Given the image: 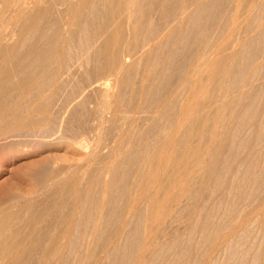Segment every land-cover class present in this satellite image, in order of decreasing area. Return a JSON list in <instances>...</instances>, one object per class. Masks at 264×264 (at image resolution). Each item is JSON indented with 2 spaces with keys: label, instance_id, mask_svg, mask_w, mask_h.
<instances>
[{
  "label": "rangeland",
  "instance_id": "obj_1",
  "mask_svg": "<svg viewBox=\"0 0 264 264\" xmlns=\"http://www.w3.org/2000/svg\"><path fill=\"white\" fill-rule=\"evenodd\" d=\"M15 1L17 3L20 0H6V11L0 16V25H2L0 28L6 26V23H10L11 25L7 24V27L9 26L8 29L11 30L12 28V30L17 34L15 35L17 40L14 42H9L7 40L5 41L2 39L0 40V87H3V89L0 90V132L8 129L10 126H12V124L19 121L20 123L22 122L24 126L21 129L22 131H15V134L11 132L13 134L12 135L10 133L12 135L11 137L9 135L7 136L9 138H0V264H117L120 262L123 264H154L155 261H152L153 257H155L154 259L157 260L156 264H166L168 259L169 260L167 261V264H175L176 260V264L180 262V264H213L214 261H218V264H222L223 262H225L223 264H227V262H229V257H227L228 255L225 249L226 246H224V240L227 241L228 239L227 243H230V241H232L230 238L233 237L234 242L237 238L236 236L239 235L238 232L243 231V229L240 228H246V224L249 226V224L252 222H254V225H256V229L253 231L251 230V236L250 233L247 232L250 239H247L246 248L248 246H252L250 244H253V238L260 231V234L258 233L259 235H257V238H259L256 239L257 242L254 244L256 247L253 248L252 246V252L247 251L248 253H245L246 255H244V260L242 261H245V259L248 258V263L243 262V264H251V260H254L253 255L255 254L257 258L255 264H264V239H262V233L264 232V154H262L261 157L259 155V149H264V147L257 139V130L254 128V132L251 133L250 129L244 131L243 129L246 128L248 122H241L240 120L241 115H244V119L248 120L249 116L251 117L250 111L252 108L249 107V104H251V99L254 101V107H258V105L262 102L264 103V97H262V95H264L262 91L264 90L261 88L264 85V29L259 27L252 28L254 25L249 22L251 20V22H253L254 17H257L260 14L261 11L259 12V4L261 5L262 3L264 6V0H232V4L230 0H220L217 3L218 5L216 4V6L213 7V10L207 12L209 15L212 13L210 18H207L208 14L206 17L204 16L205 14L199 17V25L198 23L197 25H193L192 23L189 24L190 22L187 21V18H189L188 16L190 15L189 12L193 13L197 7L196 6L193 9L195 6L194 3L196 4L198 2L193 0L192 2L191 0H174L175 3L173 0H112L113 4L111 0H105V2L104 0H99L98 3L97 0H90V3L89 0H84V2L82 0H73L74 2H72V0H56L57 3H55V0H51V2H48V0H39L42 3L37 1L38 4H33L30 9L20 11L19 7L16 8L14 6L16 4ZM132 1L134 2L132 3ZM68 2L71 3L69 4ZM199 2L201 4L202 0ZM78 3L80 4V7L78 6ZM122 3L124 5H122ZM129 3L131 5L130 8L133 9L132 11L128 9ZM189 3L192 4L190 5ZM12 4L14 5L12 6ZM68 4L69 9L67 8ZM97 4H100L99 6H102V8L105 9L103 10ZM181 4L183 6H181ZM221 4L224 5L221 6ZM262 5L260 8L263 7ZM114 6L116 9L113 8ZM173 6L176 7L173 8ZM179 6H188L186 10L187 12L185 11L188 13V16H186L187 14L185 12L182 13V20H179L178 22V20H173V16L180 13ZM220 6L223 7V9H221ZM233 6H236L235 9ZM52 8H55L56 10ZM93 8L99 9L94 11L97 15L91 12ZM217 8L220 11H217ZM31 9H34V12L36 11V13H34ZM250 9L257 11L254 12L252 10L251 12ZM52 10H54L53 13H51ZM57 10L61 14L58 15L57 13L58 18L55 19ZM221 10L222 12L225 10L226 11L222 14ZM235 10L236 13H234ZM92 13L95 14L94 18H92L94 16ZM226 13L229 15L228 17ZM255 13H257V15ZM68 14H70V16ZM230 14L234 15L231 17ZM254 14L256 16H254ZM86 15L89 16L86 19L90 20L87 21L85 19ZM234 16H236L234 18L235 20H232L231 18ZM60 17L62 18L59 19ZM69 17L70 19L75 18V22L73 21L74 24L71 29L72 31L66 35L67 33L65 32L64 23L67 20L66 18ZM98 17L100 20L97 19ZM11 18L13 19L12 23ZM202 18H205L207 21L204 19L202 20ZM7 19L10 21L7 22ZM31 19L34 22H32ZM50 19L55 20H53V24H51L52 20L50 22ZM81 19L83 20L82 22H84L82 24L80 23ZM247 20L248 23L246 22ZM85 21H91L92 23L90 22V25V23H85ZM210 21L211 23L209 24ZM167 22H169V28L164 29V26ZM187 22H189L188 25ZM204 22H207L209 25H205ZM78 23L86 26L83 27L79 24L81 27L78 29ZM181 23L183 24L181 25ZM200 23H202L204 26L202 24L200 25ZM55 24H58L57 27H54ZM219 25L221 27L217 28ZM248 25L250 27H248ZM93 26H95V29ZM102 26L105 27V29H102ZM197 26L200 27V29ZM173 27L176 28L173 29ZM201 27L203 29H201ZM231 27L234 29H231ZM51 28L53 31H51ZM183 28L184 30H182ZM245 28H249L250 32ZM47 29L48 31H46ZM166 29L170 31V34H168L169 36H166V38H163L165 39L164 41L161 40L160 42L155 36L158 37L161 31L166 33ZM83 30H85V34ZM190 30H192V34L190 33ZM43 31H45V33ZM76 31L79 32L81 38L89 39L91 43L90 53L93 56L91 57L93 60L90 59L91 61H89V65L86 64V61H79L78 63H76L77 61H72L75 62V66H78L77 69L74 66V63L70 62L69 59L70 57L77 58L78 55L82 54L81 52V54H78L77 51H82L83 46L81 47V50L80 48L78 49L77 46L79 47V45H84L85 47L88 43L84 42L85 40L82 39V44L80 42L81 40H79L81 38H79L80 36H78L79 34L77 35L78 32ZM193 31L195 34L196 32L197 34L200 33L198 38H201L202 36L204 37L201 39L199 38L198 41L200 43L195 41L194 45L191 44L192 40H194L193 37L192 40L189 38H186L187 41L183 39L187 34L188 37H190V34L193 35ZM29 32H31L33 35L34 32L36 33V35H34V39L30 38L33 35ZM47 32L48 35L45 36ZM101 32L104 33V35L102 38H99L98 36L101 34ZM149 32L152 34H150V36H153L152 40L150 43H148L149 45L147 44L144 46L142 43L146 39ZM28 33L30 35H28ZM235 33H240L238 34L239 40H237L238 35ZM82 34H84L85 37H83ZM245 34H247V36ZM251 35L254 37V40L256 39L255 37L257 35L259 38L256 39L257 41L253 40L252 42ZM104 36L109 43L107 41H103ZM249 36L251 37V40L249 39ZM27 38H29L30 41H28ZM72 38L77 40V43H75ZM181 38L184 40V42H181ZM32 39L33 41H31ZM202 39L203 42H201ZM258 39L263 42H260L259 40L260 44H258ZM57 41L59 42V45H57ZM206 42L210 43L209 45L203 47L204 43ZM34 43L35 45L33 47ZM68 43L70 44L69 47H71L74 43L75 46L73 45L72 48L74 47L73 49H77L71 50L76 53V56L74 53H69L70 49L68 47ZM250 43H252V45L255 44L257 48L253 45L255 48L254 49ZM114 44L115 46H112ZM186 44L188 45V48ZM181 45L182 48L184 47L183 49L180 47ZM21 46H23V48ZM104 46H106L107 49ZM214 46L215 48H213ZM49 48L52 50L50 51L52 52V56L50 55V57H53L51 58V62L38 61L39 63L33 62V64H31V60L37 57L40 49L49 50ZM169 48L171 49L170 51ZM178 48L180 50H178ZM66 49L68 51L67 53ZM141 49L147 54L144 52L142 53ZM27 50H29V52ZM92 50L93 52H91ZM202 50L205 51L202 52ZM84 51L86 50H83L82 52ZM167 51H169V53ZM190 51L191 55H189ZM94 52L96 54H94ZM105 52L107 54H105ZM214 52H216V54L217 52L219 53L217 55L215 54L213 59L210 60L211 62L213 61V63L216 61L215 63L217 64L214 65L215 63H212L215 68H217H213L214 71L216 70L215 75L212 73L214 75L213 77L212 74H210L212 70L211 66L213 65H208V67L210 66L209 70L211 69L210 72L207 71L206 67V72H208L206 74L204 71L205 69H202L204 67L203 65L205 64H203V62H206L203 61V59H209L207 57L210 54L214 55ZM125 53L128 55L132 54L134 56L129 57L132 59L131 61L127 62L130 67L127 70L125 69L123 73L118 76V82L120 83H118V85H116L117 88H114V90L111 92L112 95L110 94L111 97L109 96V99L104 96V92L102 93V90L98 89L95 83L88 86L90 84V80H88V78H92L93 75L94 79L92 78V81L99 77H104L108 79L111 78L112 82L115 74V64L121 62L122 56H124ZM173 53H176V55ZM180 53L182 54L180 55ZM65 54H67V57ZM143 54L144 57H142ZM255 54L258 55L257 59L256 56L253 57ZM31 55L34 56L32 57ZM61 55L65 57L60 59V57L62 58ZM135 55L138 57H135ZM112 56L114 57L112 58ZM198 56L200 57V60H198ZM259 56L260 58H258ZM29 57L32 58L28 59ZM139 58L141 60H139ZM247 58L250 60L249 62H247ZM23 59L27 60L25 61ZM201 60L203 62L200 66L202 67L199 66ZM52 61H54V63L58 61L62 64L57 63L56 65V63L54 64ZM65 61L68 66L65 64ZM101 61L102 63L100 65ZM257 61H260V63ZM81 62H83L82 64L85 66V68L87 67L86 70H84V68L83 70L81 69L79 64ZM219 62L221 67L218 65ZM246 62L247 68L243 67ZM250 62L253 63V66ZM34 63L37 64L34 65ZM41 63H43L44 66H42L43 64ZM182 63H185V65L187 64L185 68L181 67V65H184ZM248 63H250L252 69L250 66L248 67ZM32 65L34 67L36 66L38 70H36V68H34ZM65 65L66 67L64 69ZM29 66H32L31 69ZM95 66L98 67L100 73ZM198 66L202 68L201 70L204 72V74L200 68H198ZM56 67H58V70ZM67 67H69V69ZM88 67L90 69L94 67V69L88 70ZM241 68L243 71L246 68V75L241 71ZM49 69H51L52 72L56 70L54 73H50L51 71L48 72V74H52L53 77L52 75L49 76L47 74ZM194 69H197L196 73L194 72ZM20 70L22 71L20 72ZM253 70H256V73ZM34 71L37 72L36 75ZM65 71L68 72L65 73ZM87 71L88 73H86ZM175 71H178L179 73H177L179 75L176 74ZM251 71L255 73V75H253ZM7 72L10 73L8 74ZM84 72L85 75L90 74L91 72L93 75L90 74V77H88V75L86 77ZM250 72L255 77V80H253L254 77L250 74ZM25 73L28 74L27 77L29 79L26 78L24 81L23 76ZM242 73L244 75H242ZM45 74L48 75L47 79ZM199 74L203 75L202 78H206L205 80L207 81H204V79L201 81L202 79ZM6 75L8 77H6ZM43 75L45 76L41 79ZM195 75H199L198 80H196L197 77ZM33 76L37 78L35 79ZM194 76L196 77L195 79ZM32 78L34 79L32 80ZM186 78L188 82H186ZM209 78L214 79H211V82ZM191 79L192 81L189 82ZM20 80L21 82L18 83ZM193 80L195 83H193ZM241 80L246 81L241 82ZM208 81L211 83V88H208L210 84ZM10 82H13L14 84ZM37 82H42L45 85H43L42 90L39 92L36 88ZM258 82H260L262 86ZM48 83L50 88L48 87ZM83 83L87 84L85 86L89 87H87L84 91H82V87L84 85ZM205 83L209 84L206 86ZM241 83H243V86ZM245 83H247V85ZM257 83L260 85L259 89L261 88L262 90L260 93H257L260 95L259 97H256L257 95L254 91H252V93L251 91L247 92L249 89L257 87ZM111 84H113V82ZM237 84H240L241 86H238ZM11 85L12 87H10ZM245 85L247 88H249H245ZM250 85L252 86L250 87ZM179 86L181 87L179 88ZM255 89L256 92L259 90L258 87ZM24 91L25 96H23ZM95 91H97L100 95H98L97 92L95 94ZM37 92L39 94H35ZM182 92L183 97L180 96V94L182 95ZM185 92H189V94H186ZM184 93L186 94V97L184 96ZM197 93H200V96L196 95ZM53 94L55 95L54 98H52ZM29 95H31V98L33 95H35V97L32 100H29ZM252 95L254 97H252ZM197 96L199 98H197ZM49 97H51V99H47ZM179 97L180 99L178 101ZM188 98H190L192 101ZM41 99L43 101L45 99L47 105L38 111V107H35L37 106L36 101ZM182 99L185 101V104L180 105V101H182ZM194 100L197 101L194 102ZM67 101H69L70 104ZM82 101L85 106L82 104ZM98 101H100L101 105L103 103V105L108 106L106 107V109L108 108L105 113L106 117H112L113 119L115 116L112 121L110 120L111 118H107L110 121L107 119L104 120L106 122H103L104 125L102 124L103 126H101V128H98V120L95 121L98 119L97 115H99V110H101L103 106H101ZM107 101L108 105L106 103ZM29 102L34 103L35 105H32ZM51 102L53 104H50ZM192 102H194V104ZM24 103L27 105H24ZM65 103H67V108L63 109L62 106L66 105ZM199 103L204 104L202 106V104L200 105ZM209 103L211 104L209 105ZM68 104L70 107H68ZM97 105H100V109ZM27 106L29 108H27ZM198 106L200 108H198ZM262 106L259 105L258 114L264 113V106ZM91 108L93 109V114ZM95 109L97 110V113H95ZM169 109L171 110L170 112ZM84 110L85 112L83 113ZM116 111L119 112L117 115ZM175 111H179L178 115L180 116H178ZM35 112L39 114H35ZM61 113L63 114L65 121L62 120L63 117L61 116ZM55 114H57V119L60 120L55 119ZM174 114L178 117H176ZM185 115L191 117L189 118ZM207 115H209V117H207ZM32 117L34 119H31ZM71 117H75L73 118L74 120ZM77 118H81V120H78ZM176 118L179 119L177 120ZM183 119H185V122ZM175 120L179 123H176ZM93 121L94 123H92ZM57 122H61V124L63 123L64 126L63 124H56ZM79 122H81V125ZM239 122L241 123L239 131L242 129L243 132L240 131L242 134H239L240 137H236V140L239 139L236 141L233 139L235 136L234 133L236 132L235 129L238 128ZM71 124H73V127ZM55 125L57 127H55ZM48 126L54 127L56 132H51V130L54 129L52 127V129L48 130L50 128ZM102 127L104 128L102 129ZM42 129L43 131H40ZM100 129L101 131L103 130V132H100ZM35 132L41 133L36 134ZM80 132H83L84 135ZM34 133L35 136L32 135ZM245 133L252 135L248 136V139L245 136ZM97 136H100V139L102 138L101 141ZM255 136H257V138ZM243 138H247L245 145L240 147L241 149L238 148L240 152H238V150L234 151V149L239 147V142ZM98 140L100 141V145L98 144ZM96 145L99 146L98 149ZM242 149H244V151ZM93 151L97 154L95 155ZM234 152H237V154ZM92 153L94 156H92ZM262 153H264V150H262ZM234 154L237 156H234ZM233 156L237 161L234 160ZM247 157H251L250 159H255L254 171L258 173L257 176L255 175L256 173L254 174V177H257L256 185L253 187L251 186V183L255 182L252 176V178L248 177L244 179V181H246L243 182L244 184L247 183L246 186L244 184H242L243 186L239 185L240 187H244L243 190L247 189L245 190L246 192L241 194L242 191L239 190L240 188L233 192L230 191L231 193L227 192L230 190L229 186L232 184L231 180L233 181V174H235L238 168V163L245 161L246 165L250 161L247 159ZM224 162L225 164L229 162L226 164V166L228 164L231 166L229 167L231 170H228L230 173L227 171L225 172L227 168L226 166H223L225 165ZM219 165L221 166L219 167ZM222 167L226 169L221 170L223 169ZM105 170H107L108 173H106ZM222 171L225 174H230L229 178L228 175H224ZM106 174H108L107 178H105ZM219 176L220 179L222 178V180H220L222 183L221 185L220 183H217L219 182ZM163 178L164 182L162 181ZM239 180L240 179H238V181ZM150 181L152 184L154 183L153 186ZM238 181H236V183H238ZM248 182L251 183L249 184ZM224 183H226V185ZM236 183L234 182V184ZM155 184L158 186L160 185V187ZM219 186L223 189H221ZM224 186L229 189L227 190ZM220 197L223 199V201ZM147 198L150 201H148ZM145 202L146 204L150 202V205H146ZM240 203L241 205L243 203V205H239ZM235 205L236 208L238 207L237 210H235L239 213L240 211L243 212L240 206L242 209H244L245 212L242 214L240 213L241 217H239V213L237 214L236 211L231 209L233 207L235 208ZM145 208L148 209V211L149 209L150 211L153 209L154 212L152 211L151 213L149 211L151 214L146 216L148 211ZM210 209L214 211L213 214L220 213L221 215L216 214L214 217L215 214L212 215V213L209 211ZM143 210H146L147 213H143ZM141 212L144 214L143 216H145V218L140 216L142 215ZM230 212H235L232 213V216L235 220H233V222L231 221L233 218L232 216L231 218H228L231 215ZM258 212L261 214L259 217ZM109 213L112 215L110 216ZM153 213L154 215H152ZM223 213H225V215ZM227 214H229L228 217H226ZM134 216L137 218L134 219ZM149 216L155 217V220H153V217L151 218L152 220L148 219L150 218ZM139 218L143 220V224ZM136 219L137 221L139 220V224L137 223ZM229 219L230 221H227ZM258 219H261V221ZM207 220H211V222H209L210 224L207 222ZM222 220L223 223L220 224ZM255 220H258V223ZM247 221L250 223H246ZM261 222H263V224ZM88 223H90L89 226L91 225V227L88 226ZM205 223L207 224L205 225ZM130 224L135 226H130ZM93 225L95 228H93ZM258 225H261L260 228ZM136 226L138 227L137 231L142 232L141 234L137 233L136 231L137 235H134V229ZM146 227L149 228L147 229ZM217 229L218 232L215 234L214 230L216 231ZM220 229L222 231H220ZM92 230L96 233V235H93V233L91 236L89 235ZM85 231L87 233H85ZM219 231L221 233H219ZM129 234H131V236ZM125 236L130 240H125ZM90 239H92L93 243ZM134 239V244L131 243V246L134 245V249H132V247H129L130 249L126 248L127 254H130H128L126 257V249H124V246ZM115 245L116 248H114ZM258 245L259 249L257 250ZM162 246L166 247L163 248ZM119 247L121 250L123 249V254ZM161 248L163 249V252H161ZM223 248L225 252L222 251ZM166 249H168L167 252L169 255L166 253L168 256L165 255ZM182 251L184 253V258L182 256ZM122 255H125V257L123 258ZM222 257H224L225 260L224 258L222 259ZM177 258L180 259V261H178ZM219 259H221V261H219ZM214 264L217 263L214 262ZM228 264H232V261H230Z\"/></svg>",
  "mask_w": 264,
  "mask_h": 264
},
{
  "label": "bare ground",
  "instance_id": "obj_2",
  "mask_svg": "<svg viewBox=\"0 0 264 264\" xmlns=\"http://www.w3.org/2000/svg\"><path fill=\"white\" fill-rule=\"evenodd\" d=\"M37 1H39V0H20V1H18L17 3H16V1H15L16 4H15V5L12 4V6L14 5L16 8L19 7V11H20V10H25V9H30V8L33 6V4H38ZM52 1H53V0H52ZM55 1H56V0H55ZM63 1H67V0H63ZM82 1L84 2V0H82ZM92 1H93V0H92ZM95 1H96V0H95ZM98 1H99V0H97V3H98ZM101 1H103V0H101ZM130 1H131V0H130ZM134 1H135V0H134ZM134 1H132V3H133ZM193 1H195V2L198 1V2H199V1H201V0H193ZM219 1H220V0H204V1L202 0L201 4H200V2H199V4H198V2L196 3V4H198V5H196V4L193 2L194 5H195V6L193 7V9L197 6L196 9L194 10V12H195L196 14H195V13L192 11V9H191V11H192L193 13H190V12H189V14H190L189 16H188V13H186V12H187L186 10H187V7H188V6H187V7L184 6L185 8L179 6V7H180V8H179V9H180V13L174 15V16H173V20H178V22H179V20H182V17H181V16H182V13H184V12L186 11V12H185V13L187 14L186 16L189 17V18H187V19H188L187 21L190 22V23L187 22V25H188V23H189V24L192 23L193 25H197V23H198V21H199V17H200L201 15H204V14H205L204 16L206 17V15L208 14V17H207V18H210V17H211L210 15H211L212 13H210V15H209V13H207V12L210 11V10H213V7H215L216 4H217ZM230 1H231V4H232L233 1H232V0H230ZM239 1H240V0H239ZM5 2H6V0H0V16L2 15L3 12L6 11V3H5ZM39 2H41V1H39ZM43 2H44V1H43ZM48 2H51V0H50V1L48 0ZM72 2H74V1L72 0ZM86 2H87V1H86ZM104 2H105V0H104ZM104 2H103V3H104ZM111 2H112V0H111ZM117 2H119V1H117ZM137 2H138V1H137ZM173 2H174V0H173ZM176 2H177V1H176ZM188 2H189V1H188ZM191 2H192V0H191ZM221 2H223V1H221ZM224 2H225V1H224ZM261 2H262V1H261ZM261 2H260V3H261ZM41 3H42V2H41ZM55 3H57V1H56ZM55 3H54V4H55ZM68 3L70 4L71 2H68ZM89 3H90V0H89ZM99 3H100V2H99ZM119 3H120V2H119ZM119 3H117V4H119ZM132 3H131V4H132ZM174 3H175V2H174ZM174 3H173V4H174ZM178 3H179V2H178ZM178 3H177V5H178ZM229 3H230V2H229ZM59 4H60V3H59ZM69 4H68L67 8L69 7ZM93 4H94V3H93ZM101 4H102V2H101ZM104 4H105V3H104ZM112 4H113V2H112ZM135 4H136V3H135ZM186 4H187V3H186ZM189 4L191 5L192 3H189ZM241 4H242V2H241ZM252 4H253V3H252ZM257 4H258V2H257ZM263 4H264V3H263ZM16 5H17V6H16ZM39 5H40V4H39ZM55 5H56V4H55ZM65 5H66V4H65ZM97 5H98V4H97ZM99 5H100V4H99ZM99 5H98V6H99ZM122 5H124V4L122 3ZM170 5H172V4H170ZM174 5H176V4H174ZM217 5H218V4H217ZM219 5H220V4H219ZM223 5H224V4H223ZM223 5L221 4V6H223ZM229 5H230V4H229ZM236 5H237V4H236ZM261 5H262V3H261ZM261 5L259 4V12L261 11L260 14H259L257 17H254L253 22H251L252 20L249 21L250 23H252V24L254 25L252 28H258V27H259V28H263V29H264V6L262 5L263 7L260 8ZM47 6H48V5H47ZM78 6L80 7V4H79V3H78ZM81 6H82V4H81ZM87 6H88V5H87ZM95 6H96V5H95ZM126 6H127V5H126ZM130 6H131V5H130V3H129L128 9H129L130 11H132L133 9L130 8ZM132 6H134V5H132ZM181 6H183V5L181 4ZM221 6H220V7H221ZM250 6H251V5H250ZM253 6H254V5H253ZM15 7H14V8H15ZM41 7H42V4H41ZM45 7H46V6H45ZM62 7H63V6H62ZM62 7H61V8H62ZM72 7H73V6H72ZM99 7L102 8V6H99ZM104 7H105V5H104ZM117 7H118V5H117ZM136 7H137V6H136ZM169 7H170V6H169ZM174 7H176V6H173V8H174ZM220 7H218V8H220ZM227 7H228V6H227ZM235 7H236V6H235ZM235 7L233 6L234 9H235ZM254 7H256V6H254ZM58 8H59V7H58ZM58 8H57V9H58ZM61 8H60V9H61ZM67 8H66V9H67ZM113 8L116 9L115 6H114ZM173 8H172V9H173ZM218 8H217V11H220ZM225 8H226V7H225ZM225 8H224V9H225ZM256 8H257V7H256ZM52 9H55V8H52ZM68 9H69V8H68ZM71 9H72V8H71ZM89 9H90V8H89ZM96 9H97V8H96ZM96 9L93 8L91 12L95 13L94 11H96ZM102 9H103V8H102ZM104 9H105V8H104ZM104 9H103V10H104ZM221 9H223V7H221ZM234 9H233V10H234ZM253 9H255V8H253ZM253 9H252V10H253ZM17 10H18V9H17ZM31 10L34 12V9H31ZM55 10H56V9H55ZM58 10H59V9H58ZM58 10H57V12H56V14H55V17H56L55 19L58 18V15H59V14H61V13H59L60 10H59V11H58ZM61 10H62V9H61ZM97 10H99V9H97ZM107 10H108V9H107ZM129 10H128V11H129ZM162 10H163V9H162ZM250 10H251V9H250ZM252 10H251V12H252ZM15 11H16V10H15ZM40 11H41V10H40ZM44 11H45V10H44ZM71 11H72V10H71ZM80 11H81V10H80ZM225 11H226V10H225ZM225 11H223V12H225ZM253 11H254V10H253ZM256 11H257V10H256ZM256 11H254V12H256ZM22 12H23V11H22ZM45 12H46V11H45ZM53 12H54V10L51 11V13H53ZM69 12H70V11H69ZM105 12H107V11H105ZM178 12H179V11H178ZM223 12H222V10H221V13H222V14H223ZM254 12H253V13H254ZM259 12H257V13H259ZM7 13H9V12H7ZM13 13H14V12H13ZM34 13H36V11H35ZM57 13H58V15H57ZM65 13H66V12H65ZM93 13H92V15H94V16H93L92 18H94V17H95V14H96V13H95V14H93ZM97 13H100V12H97ZM107 13H108V12H107ZM126 13H127V12H126ZM131 13H132V12H131ZM176 13H177V12H176ZM234 13H236V10H235ZM257 13H255V14L257 15ZM48 14H49V13H48ZM85 14H86V12H85ZM226 14H227V13H226ZM255 14H254V16H256ZM26 15H27V14H26ZM56 15H57V16H56ZM68 15L70 16V14H68ZM96 15H97V14H96ZM126 15H127V14H126ZM128 15H129V14H128ZM184 15H185V14H184ZM230 15H231V17H232L234 14H230ZM5 16H6V15H5ZM11 16H12V15H11ZM28 16H29V13H28ZM48 16H49V15H48ZM51 16H52V15H51ZM74 16H76V15H74ZM98 16H99V14H98ZM129 16H130V15H129ZM129 16H128V19H129ZM135 16H136V15H135ZM224 16H225V15H224ZM228 16H229V15L227 14V17H228ZM238 16H239V15H238ZM247 16H248V15H247ZM3 17H4V15H3ZM88 17H89V16L86 15V16H85V19L88 18ZM167 17H168V14H167ZM225 17H226V16H225ZM231 17H229V18H231ZM235 17H236V16H234V17L231 18V19H232V20H235V19H234ZM244 17H246V16H244ZM250 17H251V16H250ZM5 18H6V17H5ZM5 18H4V19H5ZM44 18H45V17H44ZM49 18H50V17H49ZM61 18H62V17H60L59 19H61ZM72 18H73V17H72ZM100 18H101V17H100ZM137 18H138V17H137ZM9 19H10V18H9ZM11 19H12V18H11ZM63 19H64V18H63ZM66 19H67V20H66V22L64 23V24H65L64 28H65V32L67 33L66 35H68V33H70V31H72L71 29H72V26H73V24H74V22H75V21H74L75 18H74V19H70V17H69V18H66ZM76 19H77V18H76ZM78 19H79V18H78ZM85 19H84V20H85ZM97 19H99V17H98ZM130 19H131V18H130ZM134 19H135V18H134ZM138 19H139V18H138ZM170 19H171V18H170ZM203 19L206 20L205 18H202V20H203ZM236 19H237V18H236ZM1 20H2V19H1ZM7 20H8V19H7ZM17 20H18V19H17ZM51 20H52V22H51ZM53 20H54V19H50L51 24H53V22L55 21V20H54V21H53ZM86 20H87V19H86ZM88 20H90V19H88ZM88 20H87V21H88ZM91 20H92V19H91ZM94 20H95V19H94ZM94 20H93V21H94ZM99 20H100V19H99ZM213 20H214V19H213ZM244 20H245V19H244ZM248 20H249V19H248ZM248 20L246 21L247 23H248ZM2 21H3V20H2ZM2 21H1V22H2ZM9 21H10V20H8L7 22H9ZM31 21H32V19H31ZM37 21H38V20H37ZM46 21H47V20H46ZM46 21H45V23H46ZM61 21H62V20H61ZM61 21H60V22H61ZM63 21H64V20H63ZM73 21H74V22H73ZM78 21H79V20H78ZM78 21H77V22H78ZM82 21H83V20L81 19V22H80L81 24L84 23V22H82ZM108 21H109V20H108ZM139 21H140V20H139ZM166 21H167V20H166ZM171 21H172V20H171ZM185 21H186V20H185ZM206 21H207V20H206ZM211 21H212V20H211ZM211 21L209 22V24L211 23ZM229 21H231V20H229ZM12 22H13V19H12L11 23H12ZM16 22H17V21H16ZM32 22H34V21H32ZM32 22H30V23H32ZM41 22H42V20H41ZM90 22H91V21H89V22H86V21H85V23H90ZM100 22H101V21H100ZM126 22H127V20H126ZM131 22H132V20H131ZM163 22H164V21H163ZM175 22H177V21H175ZM178 22H177V23H178ZM181 22H182V21H181ZM201 22H202V21H201ZM231 22H232V21H231ZM246 22H245V23H246ZM80 23H78V26H77V24H76V26H77L78 29H79L81 26H83V25H81ZM91 23H92V22H91ZM91 23H90V25H91ZM95 23H96V22H95ZM98 23H99V21H98ZM127 23H128V22H127ZM133 23H134V22H133ZM239 23H240V22H239ZM239 23H238V24H239ZM245 23H244V24H245ZM247 23H246V24H247ZM7 24H10V23H6V26H3V28H0V40L2 39V40H5V41L7 40V41H9V42H14L15 40H17V39H16L17 37L15 36V35H17V34H16V32H14V31L12 30V28H11V30L8 29L9 26L7 27ZM13 24H14V23H13ZM17 24H18V23H17ZM42 24H43V23H42ZM61 24H62V23H61ZM79 24H80L81 26H79ZM161 24H162V22H161ZM182 24H183V23H181V25H182ZM201 24H202V23H200V25H201ZM204 24L206 25L207 22H206V23L204 22ZM209 24H207V25H209ZM219 24H220V23H219ZM246 24H245V25H246ZM10 25H11V24H10ZM57 25H58V24H57ZM57 25L55 24L54 27H57ZM90 25H89V26H90ZM96 25H97V24H96ZM175 25H176V24H175ZM198 25H199V23H198ZM202 25H203V24H202ZM220 25H221V24H220ZM220 25H219V27L217 26V28H220V27H221ZM223 25H224V23H223ZM249 25H250V24H249ZM249 25H248V27H250ZM0 26H2V25H0ZM85 26H86V25H85ZM85 26H83V27H85ZM126 26H127V25H126ZM138 26H139V25H138ZM168 26H169V22H167V23L165 24L164 29H165V28L168 29V28H169ZM203 26H204V25H203ZM203 26H202V27H203ZM235 26H236V25H235ZM243 26H244V25H243ZM246 26H247V25H246ZM246 26H245V27H246ZM18 27H19V26H18ZM54 27H52V28H54ZM93 27H94V29H95V26H93ZM93 27H92V28H93ZM99 27H100V26H99ZM127 27H128V26H127ZM132 27H133V26H132ZM148 27H149V26H148ZM177 27H178V26H177ZM197 27H198V26H197ZM202 27H201V29H203ZM207 27H208V26H207ZM52 28H51V31H53ZM103 28L105 29V27L102 26V29H103ZM175 28H176V27H175ZM175 28L173 27V29H175ZM198 28L200 29V27H198ZM205 28H206V27H205ZM40 29H41V28H40ZM42 29H43V28H42ZM44 29H45V28H44ZM98 29H100V28H98ZM155 29H156V28H155ZM167 29H166V30H167ZM170 29H171V28H170ZM231 29H234V28L231 27ZM238 29H239V28H238ZM245 29H246V28H245ZM19 30H20V29H19ZM73 30H75V29H73ZM142 30H143V29H142ZM156 30H157V29H156ZM182 30H184V28H183ZM194 30H196V29H194ZM241 30H242V29H241ZM241 30H239V31H241ZM246 30L250 32L249 28H247ZM35 31H36V29H35ZM41 31H42V30H41ZM46 31H48V29H47ZM49 31H50V30H49ZM54 31H55V30H54ZM80 31H82V30H80ZM83 31H84V34H85V30H83ZM93 31H94V30H93ZM98 31H100V30H98ZM104 31H105V30H104ZM131 31H132V30H131ZM180 31H181V29H180ZM188 31H189V29H188ZM190 31H191L190 33L192 34V30H190ZM196 31H197V30H196ZM43 32L45 33V31H43ZM43 32H41V33H43ZM76 32H78V31H76ZM86 32H88V31H86ZM89 32H90V31H89ZM128 32H129V30H128ZM134 32H135V31H134ZM169 32H170V31L167 30V32H166L167 34H166L164 31H163V32L161 31V33H160V31H159V33H160L159 36H158V37L155 36V37L158 38L160 42H161V40L164 41L165 39H163V38H166V36H169V35H168V34H170ZM178 32H179V31H178ZM183 32H184V31H183ZM186 32H187V31H186ZM186 32H185V33H186ZM20 33H21V32H20ZM29 33H31V32H29ZM29 33H28V35H30ZM36 33H37V31H36ZM36 33L34 32V35H36ZM63 33H64V32H63ZM63 33H62V34H63ZM72 33H74V32H72ZM81 33H82V32H81ZM129 33H130V32H129ZM131 33H132V32H131ZM176 33H177V32H176ZM181 33H182V32H181ZM188 33H189V32H188ZM190 33H189V34H190ZM198 33H199V32H198ZM236 33H237V32H236ZM236 33H235V34H236ZM240 33H241V32H240ZM240 33H238V34H240ZM242 33H243V32H242ZM261 33H262V30H261ZM31 34H32V33H31ZM51 34H52V33H51ZM78 34H79V32L77 33V35H78ZM84 34H82L83 37H85ZM134 34H135V33H134ZM141 34H142V33H141ZM150 34H151L150 32L148 33V35L146 34L147 37L145 36L146 39L144 40V42H143L144 44L142 43V45L145 46V45H147L148 43H150V41L152 40V37H153V36H150ZM177 34H179V33H177ZM191 34H190V37H188V34L185 35L183 39L186 40V38H189L190 40H192V39L194 38V40H192V43H191V44L194 45V44H195V43H194L195 41L199 42L198 40H199L200 37L198 38V36H200V33L197 34V32H196V34H195L194 31H193V35H191ZM194 34H195L196 36H195ZM238 34H236V35H238ZM28 35H27V36H28ZM32 35H33V34H32ZM34 35H33L32 37H30V38H33V39H34V38H35ZM39 35H40V33H39ZM47 35H48V32H47V34H46L45 36H47ZM75 35H76V34H75ZM92 35H93V34H92ZM103 35H104V33L101 32V34H100L98 37H99V38H100V37L102 38ZM143 35H144V34H143ZM151 35H152V34H151ZM180 35H182V34H180ZM245 35L247 36V34H245ZM252 35H253V34H252ZM252 35H251V37H252ZM42 36H44V35H42ZM78 36H80L79 38H81V35H80V34H79ZM90 36H91V34H90ZM90 36H88V37H90ZM234 36H235V35H234ZM254 36H255V34H254ZM260 36H261V35H260ZM262 36H263V35H262ZM39 37H40V36H39ZM75 37L78 38L77 36H75ZM175 37H176V36H175ZM192 37H193V38H192ZM202 37H203V36H202ZM202 37H201V38H202ZM235 37H236V36H235ZM235 37H234V38H235ZM237 37H238L237 40H239V35H238ZM251 37L249 36V39H250ZM263 37H264V36H263ZM62 38H63V36H62ZM76 38H75V39H76ZM92 38H94V37H92ZM99 38H98V39H99ZM132 38H133V37H132ZM138 38H141V37H138ZM143 38H144V37H143ZM143 38H142V39H143ZM178 38H179V37H178ZM196 38H198V39L195 40ZM201 38H200V39H201ZM203 38H204V37H203ZM244 38H246V37H244ZM255 38L257 39V38H259V36L257 35ZM260 38H261V37H260ZM27 39H28V41H30L29 38H27ZM33 39H32L31 41H33ZM49 39H50V38H49ZM57 39H58V38H57ZM69 39H70V37H69ZM82 39H83V38L79 39V40H81L80 42H81L82 44H83V42H82L83 40H85L84 42L88 43L87 46H85L86 49H85L84 45H81V46L79 45V47L77 46V48H78V49L80 48V50H81V47L83 46V47H82L83 50H86V51H84V52H82L83 50H82V51H77L78 54H79L80 52H81L82 54H81V53H80L81 55H78V54H77V55H78L77 58L74 57V58H76V59H74L73 57H70L69 61H70V62H72V61H77L76 63H78L79 61H86V62H87L86 64L89 65V61H91L90 59H92L91 57H93V56L91 55V53H90V50H91V43H90V41H89L88 38H84L83 40H82ZM94 39H95V38H94ZM181 39H182V38H181ZM181 39H180V40H181ZM183 39H182V40H183ZM246 39H247V38H246ZM256 39L254 40V37H252V40H251V39H250V40L253 42V40H254V41H257ZM40 40H41V39H40ZM72 40L75 41V43H77V42H76L77 40H74L73 38H72ZM173 40H174V39H173ZM182 40H181V42H184V40H183V41H182ZM235 40H236V39H235ZM235 40H234V41H235ZM237 40H236V41H237ZM259 40H260V39H258V44H260V43H259ZM263 40H264V39H263ZM60 41H61V40H60ZM69 41H71V40H69ZM91 41H92V40H91ZM97 41H98V40H97ZM100 41H101V40H100ZM103 41H104V42L107 41V39H106L105 36H104V40H103ZM142 41H143V40H142ZM163 41H162V42H163ZM168 41H169V39H168ZM186 41H187V40H186ZM208 41H210V40H208ZM232 41H233V40H232ZM236 41H235V42H236ZM0 42H1V41H0ZM24 42H25V40H24ZM51 42H52V41H51ZM57 42H58V41H57ZM63 42H65V41H63ZM107 42H108V41H107ZM140 42H141V41H140ZM166 42H167V41H166ZM188 42H189V41H188ZM188 42H187V43H188ZM201 42H203V39H202ZM235 42H234V44H235ZM260 42H263V41L260 40ZM29 43H30V42H29ZM35 43H36V42H35ZM35 43L33 44V47H34ZM92 43H93V42H92ZM95 43H97V42H95ZM100 43H102V42H100ZM100 43H99V44H100ZM108 43H109V42H108ZM116 43H117V42H116ZM168 43H169V42H168ZM168 43H165V44H168ZM199 43H200V42H199ZM206 43H207V44H206ZM206 43H204L203 47L209 45L210 42H206ZM215 43H216V42H215ZM232 43H233V42H232ZM236 43H237V42H236ZM254 43H256V42H254ZM9 44H10V43H9ZM63 44H64V43H63ZM78 44H79V43H78ZM93 44H94V43H93ZM179 44H180V43H179ZM182 44H183V43H182ZM205 44H206V45H205ZM230 44H231V43H230ZM250 44L252 45V43H250ZM38 45H39V44H38ZM49 45H50V44H49ZM54 45H55V44H54ZM54 45H53V46H54ZM57 45H59V42H58ZM64 45H65V44H64ZM69 45H70V44L68 43V47H69ZM71 45H72V43H71ZM73 45H74V43H73ZM73 45H72V46H73ZM101 45H102V44H101ZM148 45H149V44H148ZM150 45H151V44H150ZM177 45H178V44H177ZM236 45H237V44H236ZM253 45H254V47L256 46L255 44H253ZM253 45H252V47H253ZM0 46H1V44H0ZM14 46H15V45H14ZM17 46H18V45H17ZM23 46H24V45H23ZM23 46H21V47L23 48ZM72 46L69 47V49H70L69 53H74V51H72V50L77 49V48L73 49L74 47L72 48ZM74 46H75V45H74ZM112 46H115V44L112 45ZM156 46H157V45H156ZM183 46H184V45H183ZM186 46H187V48H188V45H187V44H186ZM215 46H216V44H215ZM215 46H214L213 48H215ZM231 46H233V45H231ZM234 46H235V45H234ZM260 46H261V45H260ZM6 47H7V46H6ZM29 47H30V46H29ZM33 47H31V48H33ZM55 47H56V46H55ZM92 47H93V46H92ZM97 47H98V46H97ZM102 47H103V46H102ZM104 47L106 48V46H104ZM141 47H142V46H141ZM151 47H152V46H151ZM170 47H172V46H170ZM180 47L182 48V45H181ZM217 47H219V46H217ZM217 47H216V48H217ZM250 47H251V46H250ZM252 47H251V48H252ZM254 47H253V48H254ZM4 48H5V47H4ZM17 48H18V47H17ZM26 48H27V47H26ZM93 48H95V47H93ZM116 48H117V47H116ZM143 48H144V47H143ZM183 48H184V47H183ZM183 48H182V49H183ZM206 48H207V47H206ZM221 48H222V47H221ZM233 48H234V47H233ZM233 48H232V49H233ZM251 48H250V49H251ZM256 48H257V46H256ZM1 49H2V48H1ZM14 49H15V48H14ZM27 49H28V48H27ZM56 49H57V48H56ZM71 49H72V50H71ZM99 49H100V48H99ZM106 49H107V48H106ZM139 49H140V48H139ZM145 49H146V48H145ZM173 49H174V48H173ZM182 49H181V50H182ZM190 49H191V48H190ZM254 49H255V48H254ZM259 49H260V48H259ZM5 50H7V49H5ZM16 50H17V49H16ZM32 50H33V49H32ZM64 50H65V49H64ZM113 50H114V48H113ZM113 50H112V51H113ZM141 50H142V49H141ZM150 50H151V49H150ZM170 50H171V49L169 48V51H170ZM178 50H180V49L178 48ZM188 50H189V49H188ZM218 50H219V49H218ZM240 50H241V49H240ZM9 51H10V50H9ZM23 51H24V50H23ZM27 51L29 52V50H27ZM50 51H52L50 48H49V50H46V49H40V52L37 54V57H36L35 59L31 60V64H33V62H37V63H39L40 61H50V62H51V58H53V57H50V55L52 56V52H50ZM53 51H54V50H53ZM71 51H72V52H71ZM95 51H96V49H95ZM123 51H124V50H123ZM169 51H167V52L169 53ZM185 51H186V47H185ZM185 51H184V52H185ZM193 51H196V50H193ZM203 51H205V50H202V52H203ZM221 51H222V50H221ZM10 52H11V51H10ZM30 52H31V51H30ZM67 52H68V51H67V49H66V53H67ZM91 52H93V50H92ZM141 52H142V53H143V52L145 53L144 50H142ZM150 52H151V51H150ZM172 52H173V51H172ZM177 52H178V51H177ZM206 52H207V51H206ZM18 53H19V52H18ZM21 53H22V52H21ZM21 53H20V54H21ZM50 53H51V54H50ZM98 53H99V52H98ZM123 53H124V52H123ZM200 53H201V52H200ZM218 53H219V52H217V54H218ZM5 54H7V53H5ZM29 54H30V53H29ZM58 54H59V53H58ZM63 54H64V52H63ZM94 54H96V53L94 52ZM105 54H107V53L105 52ZM105 54H104V56H105ZM136 54H137V53H136ZM145 54H147V53H145ZM148 54H149V53H148ZM173 54L176 55V53H173ZM177 54H178V53H177ZM181 54H182V53H180V55H181ZM194 54H195V52H194ZM215 54H216V52H214V55H211V54H210L209 56L207 55V56H208L207 58H209V59H207V60H206V58H205L206 56L204 57L205 59L201 58V59H203V61H206V62H203V61L201 60V63L199 64V66H200V65L202 64V62H203V64L205 63V64L203 65L205 68H204V67H203V69L200 68V67H202V66H200V67L198 66V68H200V70H201V69H202V70L205 69V70H204V71H205V74L208 73V72H210V70L212 69L211 72H210V74L213 73V74L215 75V71H216V70L214 71L213 68H215L214 65H217V64L215 63L216 61H214L215 64L213 63V61H212V62L210 61L211 59H213V56H215ZM217 54H216V55H217ZM236 54H237V53H236ZM252 54H253V53H252ZM257 54H258V53H257ZM0 55H1V54H0ZM65 55H66V57H67V54H65ZM74 55L76 56V53H74ZM74 55H73V56H74ZM109 55H111V54H109ZM112 55H113V53H112ZM183 55H184V53H183ZM189 55H191V51L189 52ZM229 55H230V54H229ZM263 55H264V54H263ZM263 55H261V56H263ZM23 56H24V55H23ZM31 56H32V55H31ZM33 56H34V55H33ZM33 56H32V57H33ZM61 56H62V55H61ZM68 56H69V54H68ZM96 56H97V55H96ZM98 56H99V55H98ZM132 56H134V55H132V54H129V55H128V54L125 53L124 56H122L121 62H118V63L115 64V69H114V70H115V74H114V77H113V79H112L113 84H111V83H112V82H111V78H110V79H108V78H104V77H103V78H102V77L97 78V75H96V78H97V79H95L94 81H92L91 79L93 78L94 75L92 74V72H91V73L89 72V73H90L91 75H93V76H92V78H91V77L89 76L90 74H87L88 77H90V78H88V80H90V84H89L88 86H90V85H92V84L95 83V85L98 87V89H101V90H102V93L104 92V94H105L104 96H106V97L108 98V97L110 96V94L112 95L111 92L114 90V88H117L116 85H118V83H120V82H118V80H119V79H118V76H119L121 73H123V71H124L125 69L127 70V69L130 67V65L127 64V62L132 60V59L129 58V57H132ZM148 56H149V55H148ZM155 56H156V55H155ZM192 56H193V55H192ZM192 56H191V57H192ZM255 56H256V59H257V56H258V55L255 54L253 57H255ZM1 57H3V56H1ZM5 57H6V56H5ZM32 57H29L28 59H30V58H32ZM58 57H59V56H58ZM64 57H65V56H62V58L60 57V59H63ZM100 57H101V55H100ZM113 57H114V56H112V58H113ZM135 57H138V56L135 55ZM142 57H144V54L142 55ZM167 57H169V56H167ZM195 57H196V56H195ZM229 57H230V56H229ZM25 58H26V57H25ZM55 58H56V57H55ZM155 58H156V57H155ZM155 58H154V59H155ZM169 58H170V57H169ZM188 58H189V57H188ZM219 58H220V57H219ZM226 58H228V57H226ZM240 58H242V57H240ZM249 58H250V57H249ZM258 58H260V56H259ZM100 59H101V58H100ZM102 59H103V57H102ZM134 59H135V58H134ZM192 59H193V58H192ZM242 59H243V58H242ZM244 59H245V58H244ZM23 60H25V59H23ZM26 60H27V59H26ZM26 60H25V61H26ZM92 60H93V59H92ZM139 60H141V59L139 58ZM173 60H174V59H173ZM181 60H182V58H181ZM185 60H186V59H185ZM198 60H200V57H199V56H198ZM5 61H6V60H5ZM38 61H39V62H38ZM55 61H56V60H55ZM63 61H64V60H63ZM67 61H68V60H67ZM112 61H114V60H112ZM168 61H170V60H168ZM176 61H177V60H176ZM193 61H194V60H193ZM249 61H250V60L247 58V62H249ZM106 62H107V61H106ZM187 62H188V61H187ZM217 62H218V61H217ZM220 62H221V61H220ZM220 62L218 63V65H220ZM247 62H246V64H244V65H246V66L243 65V67H246V68H247ZM251 62H252V61H251ZM251 62H250V63H251ZM257 62H258V61H257ZM261 62H262V61H261ZM263 62H264V61H263ZM37 63H34V65L37 64ZM52 63H54V61H52ZM55 63H56V65H57V63H59V62L57 61V62H55ZM55 63H54V64H55ZM60 63H61V62H60ZM60 63H59V64H60ZM72 63H74V66H75V62H72ZM72 63H71V65H72ZM82 63H83V62L79 63L81 69L83 70V68H84V70H86L87 67L85 68V66H84ZM101 63H102V61L100 62V65H101ZM114 63H115V62H114ZM185 63H186V62H185ZM185 63H182V64H184V65H181V64H180L181 67H184V68H185V66L187 65V64L185 65ZM212 63H213L214 65H213ZM241 63H242V62H241ZM250 63H248V64H249L248 67L250 66ZM258 63H260V61H259ZM31 64H30V65H31ZM41 64H43V63H41ZM61 64H62V63H61ZM63 64H64V63H63ZM65 64L67 65L66 61H65ZM81 64H82V66H81ZM168 64H169V63H168ZM189 64H190V62H189ZM195 64H197V63H195ZM210 64L213 65V66H211V69L209 70L210 66L208 67V65H210ZM252 64H253V63H251V65H252ZM261 64H262V63H261ZM1 65H2V64H1ZM66 65L64 66V69H65ZM71 65H70V66H71ZM192 65H193V64H192ZM205 65H206V66H205ZM263 65H264V63H263ZM14 66H15V65H14ZM14 66H12V67H14ZM21 66H22V64H21ZM32 66H33V65H32ZM32 66H29V68L31 69ZM42 66H44V64H43ZM67 66H68V65H67ZM83 66H84V67H83ZM237 66H238V65H237ZM252 66H253V65H252ZM33 67H34V66H33ZM39 67H40V66H39ZM39 67H38V68H39ZM75 67H76V69H77L78 66H75ZM80 67H79V68H80ZM95 67L97 68L98 72L100 73L98 67H97V66H95ZM206 67H207V71H208V72H206ZM216 67H217V66H216ZM218 67H219V66H218ZM220 67H221V65H220ZM243 67H242V68H243ZM258 67H259V66H258ZM262 67H263V66H262ZM19 68H20V66H19ZM19 68H18V69H19ZM29 68H28V69H29ZM34 68H36V66H35ZM57 68H58V67H56V69H57ZM67 68L69 69V67H67ZM73 68H74V67H73ZM96 68H95V69H96ZM176 68H178V67H176ZM242 68H241V71H242L243 73H245V72H246V68H245L244 71H243ZM250 68L252 69L251 66H250ZM54 69H55V68H54ZM89 69H90V68L88 67V70H89ZM91 69H94V67L91 68ZM91 69H90V70H91ZM179 69H180V68H179ZM192 69H193V68H192ZM215 69H217V68H215ZM251 69H250V70H251ZM26 70H27V69H26ZM26 70H25V72H26ZM36 70H38V69L36 68ZM57 70H58V69H57ZM100 70H101V69H100ZM184 70H185V69H184ZM194 70H195V69H194ZM196 70H197V69H196ZM196 70L194 71L195 73H196ZM202 70H201V71H202ZM219 70H220V69H219ZM250 70H249V71H250ZM263 70H264V69H263ZM7 71H8V70H7ZM21 71H22V70H20V72H21ZM43 71H44V70H43ZM49 71H51V69H49V70L47 71V74H48ZM54 71H56V70H54ZM54 71H53V72L51 71L50 73H54ZM68 71H69V70H68ZM68 71H65V73L68 72ZM71 71H72V70H71ZM104 71H105V70H104ZM129 71H130V70H129ZM180 71H181V70H180ZM187 71H189V70H187ZM190 71H191V70H190ZM201 71H200V72H201ZM247 71H248V70H247ZM253 71H255V73H256V70H253ZM76 72H77V71H76ZM93 72H94V70H93ZM175 72H176V74L179 73L178 71H175ZM177 72H178V73H177ZM251 72H252V71H251ZM251 72H250V74H251ZM257 72H259V71H257ZM7 73H8V72H7ZM7 73H6V74H7ZM9 73H10V72H9ZM9 73H8V74H9ZM23 73H24V71H23ZM34 73H35V75H36L37 72L34 71ZM34 73H33V75H34ZM65 73H64V74H65ZM86 73H88V71H87ZM104 73H106V72H104ZM128 73H129V72H128ZM128 73H127V74H128ZM180 73H182V72H180ZM191 73H192V72H191ZM202 73L204 74L203 71H202ZM218 73H219V72H218ZM243 73H242V75H244ZM252 73H253V72H252ZM255 73H253V75H255ZM14 74H15V73H14ZM47 74H45L46 76L43 75V77H41V79L44 78V76H45L46 79H47V77H48V75H49V74H48V75H47ZM69 74H70V73H69ZM213 74H212V76L214 77ZM248 74H249V72H248ZM11 75H12V74H11ZM19 75H20V74H19ZM22 75H24V74H22ZM27 75H28V74L25 73V75L23 76L24 78L21 76V77L24 79V81L26 80V78L29 79V78L27 77ZM30 75H32V74H30ZM35 75H34V76H35ZM51 75H52V74H51ZM51 75H49V76H51ZM71 75H73V74H71ZM84 75H85V72H84ZM87 75H85V76L87 77ZM99 75H100V74H99ZM178 75H179V74H178ZM183 75H184V74H183ZM190 75H191V74H190ZM192 75H193V73H192ZM199 75L201 76V79H202L201 81H203V79H204V78H202L203 75H201V74H199ZM199 75H195V76L197 77L196 80L199 79V77H198ZM207 75H208V74H207ZM218 75H219V74H218ZM245 75H246V73H245ZM251 75H252V74H251ZM253 75H252V76H253ZM261 75H262V74H261ZM34 76H33V77H34ZM105 76H106V75H105ZM180 76H181V75H180ZM188 76H189V75H188ZM188 76H187V77H188ZM195 76H194V79L196 78ZM252 76H251V78H252ZM259 76H260V75H259ZM6 77H8V76L6 75ZM12 77H13V76H12ZM52 77H53V75H52ZM86 77H85V78H86ZM109 77H110V76H109ZM191 77H192V76H191ZM205 77H206V76H205ZM209 77H210V75H209ZM253 77H254V76H253ZM256 77H257V74H256ZM10 78H11V77H10ZM22 78H21V79H22ZM34 78H35V77H34ZM34 78H32V80H33ZM36 78H37V77H36ZM36 78H35V79H36ZM207 78H208V76H207ZM93 79H94V78H93ZM178 79H179V78H178ZM182 79H183V78H182ZM192 79H193V77H192ZM192 79H191L189 82H191ZM205 79H206V78H205ZM205 79H204V81H207V80H205ZM209 79H210V81L212 82L211 79H214V78H209ZM252 79H253V78H252ZM260 79H261V78H260ZM11 80H12V79H11ZM32 80H31V81H32ZM86 80H87V79H86ZM253 80H255V77H254ZM7 81H8V80H7ZM14 81H15V80H14ZM14 81H13V82H14ZM84 81H85V80H84ZM242 81H246V80H241V82H242ZM251 81H252V80H251ZM251 81H250V82H251ZM2 82H3V81H2ZM13 82H10V83L14 84ZM19 82H21V80L18 81V83H19ZM28 82H29V81H28ZM51 82H52V81H51ZM51 82H50V83H51ZM82 82H83V81H82ZM183 82H185V81H183ZM186 82H188V81H187V78H186ZM186 82H185V83H186ZM208 82H209V81H208ZM252 82H254V81H252ZM252 82H251V84H252ZM22 83H23V82H22ZM79 83H80V81H79ZM85 83H88V82H85ZM85 83H83L84 85H83V87H82V91H84V90L88 87V86H85V85H87V84H85ZM185 83H183V84H185ZM193 83H195L194 80H193ZM206 83H207V82H206ZM206 83H205V84H206ZM209 83H210V82H209ZM209 83H208V84H209ZM258 83L261 84L260 82H258ZM258 83H257V87H258V89H259V86H260V85H259ZM8 84H9V83H8ZM179 84H180V83H179ZM188 84H189V83H188ZM208 84H206V86H207ZM241 84H242V86H243V83H241ZM245 84L247 85V83H245ZM248 84H249V83H248ZM253 84H254V83H253ZM43 85H44V83H42V82H41V83L37 82L36 88H37V91H38V92L42 90ZM50 85H51V84H50ZM189 85H190V84H189ZM191 85H192V83H191ZM210 85H211V83L209 84L208 88H209V87L211 88ZM237 85H238V84H237ZM239 85H240V84H239ZM239 85H238V86H239ZM246 85H245V88H247ZM5 86H6V84H5ZM7 86H8V85H7ZM21 86H22V85H21ZM32 86H33V85H32ZM44 86H45V85H44ZM46 86H47V85H46ZM203 86H204V85H203ZM206 86H205V87H206ZM213 86H214V85H213ZM235 86H236V85H235ZM240 86H241V85H240ZM251 86H252V85H250V87H251ZM253 86H254V85H253ZM261 86H262V84H261ZM10 87H12V85H11ZM27 87H28V85H27ZM29 87H30V85H29ZM48 87L50 88L49 83H48ZM48 87H47V88H48ZM93 87H94V86H93ZM93 87H92V88H93ZM180 87H181V86H179V88H180ZM190 87H191V86H190ZM192 87H193V86H192ZM194 87H195V86H194ZM214 87H215V86H214ZM214 87H213V88H214ZM257 87H255V88H257ZM4 88H5V87H4ZM7 88H8V87H7ZM55 88H56V87H55ZM88 88H89V87H88ZM201 88H202V87H201ZM206 88H207V87H206ZM213 88H212V89H213ZM215 88H216V87H215ZM248 88H249V87H248ZM248 88H247V89H248ZM255 88H251V89H249L248 91H247L246 89H244V90H246L247 92H250V91H251V93H252V91H254V92L256 93V95H257L256 97H259L260 95L257 94V93H260V91L264 90V85H263V87H261V88H263L262 90H261V88H260L259 90L257 89L259 92H258V91L256 92V91H255V90H256ZM2 89H3V87H0V90H2ZM76 89H77V88H76ZM80 89H81V87H80ZM90 89H91V87H90ZM98 89H97V90H98ZM175 89H176V88H175ZM203 89H204V88H203ZM212 89H211V90H212ZM252 89H253V90H252ZM30 90H31V89H30ZM30 90H29V91H30ZM56 90H57V88H56ZM77 90H78V89H77ZM91 90H92V89H91ZM93 90H94V89H93ZM116 90H117V89H116ZM120 90H121V89H120ZM190 90H191V89H190ZM190 90H189V91H190ZM209 90H210V89H209ZM213 90H214V89H213ZM218 90H219V89H218ZM82 91H80V92L83 93ZM99 91H100V90H99ZM185 91H186V90H185ZM187 91H188V89H187ZM191 91H192V90H191ZM203 91H204V90H203ZM13 92H14V91H13ZM26 92H28V91H26ZM38 92L35 93V94H39ZM48 92H49V91H48ZM89 92H90V91H89ZM89 92H88V94H89ZM96 92H97V91H95V94H96ZM117 92H118V91H117ZM117 92H116V93H117ZM195 92H196V89H195ZM262 92L264 93V91H262ZM262 92H261V93H262ZM24 93H25V91L23 92V96H25ZM93 93H94V91H93ZM97 93H98V92H97ZM116 93H115V94H116ZM185 93H186V92H185ZM185 93H184V94H185ZM187 93L189 94V92H187ZM187 93H186V94H187ZM251 93H250V94H251ZM255 93H254V96H255ZM263 93H262V94H263ZM20 94H21V92H20ZM26 94H28V93H26ZM47 94H48V93H47ZM186 94L184 95L185 97H186ZM199 94H200V93H197L196 95H199ZM31 95H32V94H31ZM31 95H29V96H30V98H28L29 100H30V99L32 100V99L35 97V95H33L32 98H31ZM40 95H41V94H40ZM45 95H46V94H45ZM98 95H100V94L98 93ZM48 96H49V95H48ZM51 96H52V95H51ZM89 96H90V94H89ZM102 96H103V95H102ZM116 96H117V95H116ZM180 96L183 97V92H182V95L180 94ZM187 96H188V95H187ZM199 96H200V95H199ZM220 96H221V95H220ZM254 96L252 95V97H254ZM26 97H27V96H26ZM54 97H55V95L53 94V97H52V98H54ZM77 97H78V96H77ZM86 97H87V95H86ZM110 97H111V96H110ZM117 97H118V96H117ZM182 97H181V98H182ZM189 97H190V96H189ZM191 97H192V96H191ZM262 97H264V95H262ZM40 98H42V97H40ZM44 98H45V97H44ZM114 98H115V97H114ZM197 98H199V97L197 96ZM216 98H217V97H216ZM23 99H24V98H23ZM42 99H43V98H42ZM42 99H41V100H42ZM47 99H51V97H49V98H47ZM108 99H109V98H108ZM112 99H113V96H112ZM112 99H111V100H112ZM179 99H180V97L178 98V101H179ZM188 99H190V98H188ZM213 99H214V98H213ZM259 99H260V98H259ZM41 100H37V101H36V103H37L36 105H37V106H35V107H36V108L38 107V109H39L38 111H40L41 109H43V107H44L45 105H47V104H46L47 102L45 101V99H44V101L42 100V102H41ZM86 100H87V99H86ZM86 100H85V101H86ZM186 100H187V99H186ZM190 100H191V99H190ZM200 100H201V99H200ZM217 100H218V99H217ZM49 101H50V100H49ZM53 101H54V100H53ZM53 101H52V102H53ZM85 101H84V102H85ZM100 101H101V97H100ZM100 101H98L99 104H100ZM116 101H117V98H116ZM187 101H188V100H187ZM191 101H192V100H191ZM195 101H197V100H194V102H195ZM252 101H253V100L251 99V104H249V107L252 108V110L250 109V110H251V111H250V112H251V117L249 116V120H248V119H244V115H241V116H240V117H241L240 120H241V122H246V121L248 122L246 128L243 129L244 131H247V130L250 129V133H251V132H254V128L257 130L256 132H258V135H257L258 138H257V136H255V137L259 140V143H260L261 145H263V147H264V113H263V114L261 113L262 115H261V114H258V109H259L258 107H259V105L262 106V103H263V102H262L261 104H259L258 107H256V106L254 107V101H253V103H252ZM260 101H261V100H260ZM24 102H25V101H24ZM26 102H27V101H26ZM43 102H44V103H43ZM52 102H51L50 104H53ZM67 102L69 103V101H67ZM102 102H103V101H102ZM102 102H101V103H102ZM172 102H173V100H172ZM174 102H175V101H174ZM184 102H185V101L182 99V101H180V105L185 104ZM194 102H192V103L194 104ZM210 102H211V101H210ZM29 103H30V102H29ZM85 103H86V102H85ZM104 103H105V102H104ZM106 103H107V105H108V101H107ZM109 103L111 104L110 101H109ZM112 103H113V102H112ZM117 103H118V102H117ZM169 103H170V102H169ZM177 103H178V102H177ZM187 103H188V102H187ZM197 103H198V102H197ZM197 103H195V104L198 105ZM216 103H217V102H216ZM255 103H256V102H255ZM259 103H260V102H259ZM30 104L33 105L34 103H30ZM65 104H66V105L62 106L63 109H64V108H67V103H65ZM69 104H70V103H69ZM69 104H68V107H70ZM82 104L84 105L83 101H82ZM172 104H173V103H172ZM199 104H200V103H199ZM201 104H202V103H201ZM201 104H200V105H201ZM203 104H204V103H203ZM203 104H202V106H203ZM210 104H211V103H209V105H210ZM213 104H214V103H213ZM257 104H258V103H257ZM24 105H27V104L24 103ZM34 105H35V104H34ZM100 105H101V104H100ZM100 105H99V106H100ZM102 105H103V103H102ZM102 105H101V106H102ZM116 105H117V104H116ZM255 105H256V104H255ZM84 106H85V105H84ZM97 106H98V105H97ZM99 106H98V107H99ZM191 106H192V105H191ZM191 106H190V107H191ZM252 106H253V107H252ZM263 106H264V103H263ZM263 106H262V107H263ZM1 107H2V106H1ZM30 107H32V106H30ZM103 107H104V108H103ZM106 107H108V106H106V105H103V106H102V109L99 110V115H97V116H98V119L95 120V121L98 120V123H97V124L99 125L98 128H101V126L104 125L103 122H106V121H104V120H106L107 118H109L108 116L106 117V114H105V113H106V110L108 109V108L106 109ZM118 107H120V106H118ZM187 107H188V105H187ZM27 108H29V107L27 106ZM54 108H55V107H54ZM54 108H53V110H54ZM92 108H94V107H92ZM92 108H91V109H92ZM169 108H170V107H169ZM196 108H197V107H196ZM198 108H200V107L198 106ZM25 109H26V107H25ZM96 109H97V107H96ZM96 109H95V113H97V110H98V109H97V110H96ZM99 109H100V107H99ZM192 109H193V108H192ZM263 109H264V108H263ZM48 110H49V109H48ZM175 110H176V109H175ZM180 110H182V109H180ZM188 110H189V108H188ZM62 111H63V110H62ZM80 111H81V110H80ZM80 111H79V112H80ZM170 111H171V110L169 109V112H170ZM172 111H173V110H172ZM208 111H209V110H208ZM73 112H74V111H73ZM75 112H76V111H75ZM84 112H85V110L83 111V113H84ZM116 112H117V113H116V115H117L119 112H118V111H116ZM121 112H122V111H121ZM123 112H124V111H123ZM175 112H176L177 115H178V112H179V111H175ZM182 112H183V111H182ZM182 112H181V114H182ZM211 112H212V111H211ZM211 112H210V113H211ZM40 113H42V112H40ZM59 113H60V112H59ZM76 113H77V112H76ZM183 113H184V112H183ZM188 113H189V112H188ZM190 113H192V112H190ZM32 114H33V113H32ZM35 114H39V113H36V112H35ZM35 114H34V115H35ZM47 114H48V113H47ZM53 114H54V112H53ZM61 114H62V113H61ZM80 114H82V113H80ZM92 114H93V109H92ZM179 114H180V113H179ZM193 114H194V113H193ZM208 114H209V112H208ZM40 115H41V114H40ZM75 115H76V114H75ZM82 115H83V114H82ZM82 115H81V116H82ZM89 115H91V114H89ZM172 115H173V114H172ZM174 115H175V114H174ZM209 115H210V114H209ZM209 115H207V117H209ZM55 116H56V118H55L56 120H60V119H57V114H55ZM61 116L63 117V114H62ZM76 116H77V115H76ZM93 116H94V115H93ZM175 116H176V115H175ZM178 116H180V115H178ZM178 116H176V117H178ZM185 116H188V115H185ZM52 117H53V115H52ZM82 117H83V116H82ZM84 117H85V114H84ZM114 117H115V116H114ZM114 117H113V119H114ZM116 117H117V116H116ZM152 117H153V116H152ZM182 117H183V116H182ZM188 117H189V116H188ZM190 117H191V116H190ZM190 117H189V118H190ZM210 117H211V116H210ZM25 118H26V117H25ZM40 118H41V117H40ZM59 118H60V117H59ZM71 118H72V117H71ZM73 118H75V117H73ZM73 118H72V119H73ZM96 118H97V117H96ZM110 118H111V119H110ZM110 118H109V119L112 121V120H113L112 117H110ZM119 118H120V115H119ZM147 118H148V117H147ZM150 118H151V117H150ZM165 118H166V117H165ZM179 118H180V117H179ZM179 118H176V119L178 120ZM31 119H34V118L32 117ZM49 119H50V118H49ZM72 119H71V120H72ZM77 119H78V118H77ZM86 119H87V118H86ZM86 119H85V120H86ZM90 119H91V118H90ZM109 119H107V120H109ZM117 119H118V118H117ZM173 119H174V118H173ZM205 119H206V118H205ZM207 119H208V118H207ZM16 120H17V119H16ZM26 120H27V119H26ZM39 120H40V119H39ZM62 120H64V117H63ZM69 120H70V118H69ZM69 120H68V121H69ZM73 120H74V119H73ZM78 120H81V118L78 119ZM110 120H109V121H110ZM148 120H150V119H148ZM169 120H170V119H169ZM183 120H184V122H185V119H183ZM183 120H182V122H183ZM45 121H46V119H45ZM64 121H65V120H64ZM175 121H176V120H175ZM43 122H44V121H43ZM55 122H56V121H55ZM85 122H86V121H85ZM87 122H88V121H87ZM180 122H181V121H180ZM182 122H181V123H182ZM24 123H25V122H24ZM26 123H27V121H26ZM74 123H75V122H74ZM79 123H80V125H81V122H79ZM79 123H78V124H79ZM92 123H94V121H93ZM95 123H96V122H95ZM171 123H172V122H171ZM174 123H175V122H174ZM176 123H179V122L176 121ZM181 123H180V125H181ZM46 124H47V122H46ZM56 124H61V122H57ZM62 124H63V123H62ZM62 124H61V125H62ZM78 124H75V125H78ZM82 124H83V123H82ZM85 124H87V123H85ZM102 124H103V125H102ZM257 124H258V125H257ZM34 125H35V124H34ZM34 125H33V126H34ZM51 125H52V124H51ZM66 125H67V124H66ZM66 125H65V126H66ZM71 125H72V127H73V124H71ZM80 125H79V126H80ZM89 125H90V124H89ZM95 125H96V124H95ZM178 125H179V124H178ZM23 126H24L23 123H22V122L20 123V121L14 123V124H12V126H10L8 129L5 128L6 130H3V131L0 132V138H5V137H7V136H9V135H10V137H11V136L13 135L12 133L15 134V131H19V130L22 131L21 129L23 128ZM63 126H64V124H63ZM83 126H84V125H83ZM255 126H257V127H255ZM36 127H37V125H36ZM38 127H39V124H38ZM48 127H50V126H48ZM51 127H52V126H51ZM51 127H50L48 130L54 128V127H52V128H51ZM55 127H57V126L55 125ZM60 127H61V126H60ZM81 127H82V126H81ZM179 127H181V126H179ZM240 127H241V123L239 122L238 128L235 129L236 132L234 133L235 136L233 135V136H234V139H233V140H236V137L239 136V134H242L243 130L241 129L240 131H242V132H240V131H239ZM2 128H3V127H2ZM78 128H79V127H78ZM103 128H104V127H102V129H103ZM3 129H4V128H3ZM61 129H62V128H61ZM71 129H72V128H71ZM167 129H168V128H167ZM167 129H166V130H167ZM173 129H174V128H173ZM52 130H53V131H52ZM52 130H51V132H53V133L56 132V131H55V128L52 129ZM75 130H76V129H75ZM77 130H78V129H77ZM96 130H97V128H96ZM32 131H33V130H32ZM40 131H43V129L40 130ZM80 131H81V130H80ZM98 131H99V129H98ZM11 132H12V133H11ZM29 132H30V131H29ZM74 132H75V131H74ZM74 132H73V133H74ZM77 132H78V131H77ZM100 132H103V130L101 131V129H100ZM239 132H240V133H239ZM10 133H11L12 135H11ZM19 133H20V132H19ZM23 133H24V132H23ZM30 133H31V132H30ZM35 133L37 134V133H39V132H35ZM35 133L32 134V135L35 136ZM40 133H41V132H40ZM40 133H39V134H40ZM53 133H51V134H53ZM80 133L82 134L83 132H80ZM27 134H29V133H27ZM100 134H101V133H100ZM100 134H98V135H100ZM24 135H25V134H24ZM83 135H84V133H83ZM165 135H166V134H165ZM176 135H177V134H176ZM251 135H252V134H247V133H245V136H246L247 138H248V136H251ZM38 136H39V135H38ZM102 136H103V135H102ZM36 137H37V136H36ZM97 137H98V136H97ZM99 137H100V136H99ZM99 137H98V139L101 141L102 138L100 139ZM239 137H240V136H239ZM253 137H254V136H253ZM7 138H9V137H7ZM83 138H84V137H83ZM86 138H87V137H86ZM103 138H104V137H103ZM232 138H233V137H232ZM247 138H245V139L243 138V139L239 142L240 145L238 144L239 147H237L236 149H234V151L238 150V152H240V150H239L238 148L243 147V146L245 145V143L247 142V141H246ZM248 139H249V138H248ZM250 139H251V137H250ZM87 140H88V139H87ZM99 140H98V141H99ZM167 140H168V139H167ZM233 140H232V141H233ZM237 140H239V139H237ZM237 140H236V141H237ZM40 141H41V140H40ZM84 141H85V140H84ZM88 141H89V140H88ZM88 141H87V142H88ZM100 141H99V143L97 142L99 145H100ZM233 142H234V141H233ZM233 142H232V143H233ZM97 143H95V144H97ZM235 143H236V142H235ZM238 145H237V146H238ZM96 146H97V149H98L99 146H98V145H96ZM233 146H235V145H233ZM95 149H96V148H95ZM240 149H241V148H240ZM242 150L244 151V149H242ZM262 150H264V149H259V151H260V152H259V153H260V154H259L260 157L262 156V154H264V153H262ZM93 153H94L95 155L97 154V153L94 152V151H93ZM93 153H92V156H94ZM234 153L237 154V152H234ZM236 154H234V156H235ZM259 155H258V157H259ZM234 156H233V158H234ZM236 156H237V155H236ZM250 158H251V157H247V159L250 160V161H249V163H247L246 165H245V161H241L240 163H238V168H237L235 174H233V175H234L233 181L231 180V183H232V184L229 186L230 190L227 191V192H230V191L233 192V191H235V190H237V189H239V188H240L239 190L242 191L241 194L244 193V192H246L245 190H247V189L243 190L244 187H242V186H243L242 184H244V182L246 181V180L244 181L245 178H248V177H249V178H252V176H253V180H254L255 182L253 181L254 183H251V182H252V181H251L252 179H251V180H250V181H251L250 183L252 184L251 186L253 187L254 185H256V183H257V182H256V178H257V177L255 178V177H254V174L256 173L255 175L257 176L258 173L254 171V167H255L254 161H255V159H254V158L250 159ZM235 159H236V158H234V160H235ZM229 160H230V159H229ZM235 161H237V160H235ZM227 163H229V162H227ZM227 163H226V164H227ZM224 164H225V162H224ZM226 164H225V165L222 164V165H223V166H226ZM220 166H221V165H219V167H220ZM229 167H231V166L228 164V165L226 166L227 169L225 168L226 170H225L223 167H222L223 169H221V170H225V172L227 171L228 173H230L228 170H231V168H229ZM228 168H229V169H228ZM151 169H152V168H151ZM108 170H109V169H108ZM105 171H106V173H108L107 170H105ZM152 172H153V171H152ZM163 172H164V171H163ZM155 173H156V172H155ZM222 173H223V171H222ZM228 173H226V174L223 173V174H224V175H228ZM162 174H164V173H162ZM167 174H168V173H167ZM223 174H222V177H223ZM107 175H108V174H106L105 178H107ZM157 175H159V174H157ZM157 175H156V176H157ZM229 175H230V174H229ZM229 175H228V178H229ZM159 177H160V176H159ZM161 177H162V175H161ZM226 177H227V176H226ZM226 177H225V178H226ZM228 178H227V179H228ZM147 179H148V178H147ZM166 179H167V178H166ZM218 179H219V180H218L219 182H217V183H218V184L220 183V185H221L222 183H221L220 180H222V178L220 179V176H219ZM238 179H240V180L238 181ZM144 180H145V179H144ZM163 180H164V178L162 179V181H163ZM168 180H169V179H168ZM106 181H107V179H106ZM225 181H226V180H225ZM225 181H222V182H225ZM236 181H238V183H236ZM240 181H241V182H240ZM243 181H244V182H243ZM248 181H249V180H248ZM141 182H143V181H141ZM147 182H148V180H147ZM163 182H164V181H163ZM234 182H235L236 184H234ZM239 182H240V184H239ZM242 182H243V183H242ZM138 183H139V182H138ZM150 183H151V181H150ZM156 183H157V182H156ZM248 183H249V182H248ZM250 183H249V184H250ZM147 184H148V183H147ZM151 184H152V183H151ZM151 184H150V185H151ZM153 184H154V183H153ZM153 184H152V186H153ZM157 184H158V183H157ZM157 184H155V185H157ZM224 184L226 185V183H224ZM227 184H228V183H227ZM246 184H247V183H245L244 185L246 186ZM249 184H248V185H249ZM164 185H165V184H164ZM239 185H242V186H241L242 188H241ZM263 185H264V184H263ZM263 185H262V186H263ZM142 186H143V185H142ZM157 186H158V185H157ZM149 187H150V186H149ZM158 187H160V185H159ZM168 187H169V186H168ZM219 187H220V186H219ZM222 187H223V186H222ZM224 187H225V186H224ZM252 187H251V188H252ZM156 188H157V187H156ZM164 188H165V187H164ZM220 188H221V187H220ZM220 188H219V190H220ZM225 188H226V187H225ZM229 188H228V189H229ZM154 189H155V188H154ZM154 189H153V190H154ZM221 189H223V188H221ZM226 189H227V188H226ZM228 189H227V190H228ZM241 189H242V190H241ZM167 190H168V189H167ZM167 190H166V191H167ZM167 192H169V191H167ZM231 192H230V193H231ZM156 193H157V192H156ZM165 193H166V192H165ZM169 193H170V192H169ZM221 194H222V192H221ZM160 195H161V194H160ZM158 197H159V196H158ZM160 197H161V196H160ZM221 197H222V196H221ZM221 197H220V198H221ZM223 198H224V196H223ZM136 199H137V198H136ZM221 199H222V198H221ZM221 199H220V202H221ZM147 200H148V198H147ZM135 201H136V200H135ZM148 201H150V200H148ZM153 201H154V200H153ZM222 201H223V199H222ZM227 202H228V201H227ZM242 202H243V201H242ZM238 203H239V201H238ZM145 204H146V202H145ZM148 204L150 205V202H148L146 205H148ZM222 204H223V203H222ZM236 204H237V202H236ZM239 205H241V203H240ZM242 205H243V203H242ZM242 205H241V206H242ZM220 206H221V205H220ZM222 206H223V205H222ZM237 206H238V205H237ZM241 206H240L241 210H243V212H245L244 209H242ZM244 206H245V205H244ZM145 207H146V206H145ZM152 207H153V206H152ZM230 207H231V206H230ZM232 207H233V206H232ZM148 208H149V207H148ZM153 208H154V207H153ZM220 208H221V207H220ZM237 208H238V207H237ZM237 208H236V205H235V208L233 207V208H231V209H232L233 211H236ZM145 209H146V208H145ZM214 209H215V207H214ZM235 209H236V210H235ZM146 210L148 211V209H146ZM146 210H145V211L143 210V213H147ZM149 211H150V209H149ZM149 211H148V213L146 214V216H148V214H151L152 211H153V209H152V211H150L151 213H149ZM156 211H157V210H156ZM209 211H210V213H212V215L215 214V213L213 214V212H214L213 210L210 209ZM211 211H212V212H211ZM217 211H218V210H217ZM109 212H110V211H109ZM153 212H154V211H153ZM218 212H219V211H218ZM243 212L240 211L241 214H242ZM263 212H264V209H263ZM141 213H142V212H141ZM141 213H139V214H141ZM143 213H142V215H140V216H143V215H144ZM208 213H209V212H208ZM225 213H226V212H225ZM225 213H223V214L225 215ZM232 213H235V212H232ZM232 213L230 212L231 215L228 217L229 214H227L226 217L231 218ZM236 213L238 214L239 212L236 211ZM240 213L238 214L239 217H241ZM261 213H262V212H261ZM109 214H110V213H109ZM116 214H117V213H116ZM157 214H158V212H157ZM216 214L219 215L220 213H216ZM216 214L214 215V217L216 216ZM111 215H112V214H110V216H111ZM113 215H114V214H113ZM152 215H154V213H153ZM220 215H221V214H220ZM234 215H235V214H234ZM238 215H237V217H238ZM100 216H101V215H100ZM100 216H99V217H100ZM114 216H115V215H114ZM136 216H137V215H136ZM136 216H134L133 218L135 219V218L138 217V216H137V217H136ZM235 216H236V215H235ZM259 216H261V214L258 212V217H259ZM143 217L145 218V216H143ZM149 217H150V216H149ZM152 217H153V216H152ZM152 217H150V218H148V219H151ZM209 217H211V216H209ZM217 217H218V216H217ZM219 217H221V216H219ZM232 217H233V216H232ZM212 218H213V217H212ZM97 219H98V218H97ZM97 219H96V220H97ZM130 219H131V218H130ZM139 219H140V218H139ZM142 219H143V218H142ZM206 219H207V218H206ZM255 219H256V218H255ZM99 220H101V219H99ZM131 220H132V219H131ZM131 220H130V222L132 223ZM151 220H152V219H151ZM153 220H155V217H153ZM233 220H234V217L231 219V221L233 222ZM258 220L261 221V219H258ZM258 220H257V221H258ZM89 221H90V220H89ZM115 221H116V219H115ZM133 221H135V220H133ZM136 221H137V219H136ZM140 221H141V223L143 224V220L140 219ZM218 221H220V220H218ZM227 221H230V219L227 220ZM234 221H235V220H234ZM249 221H251V220H249ZM249 221H247L246 223H250ZM255 221H256V220H255ZM257 221H256V222H257ZM260 221H259V222H260ZM116 222H117V221H116ZM138 222H139V220L137 221V223H138ZM145 222H146V220H145ZM207 222L209 223V222H211V220H210V221L207 220ZM224 222H225V220H224ZM90 223H91V221H90ZM90 223H88V226H89ZM93 223H94V222H93ZM95 223H96V222H95ZM97 223H98V222H97ZM100 223H101V222H100ZM134 223H136V222H134ZM139 223H140V222H139ZM139 223H138V224H139ZM215 223H216V222H215ZM222 223H223V220H222V222H220V224H222ZM227 223H228V222H227ZM257 223H258V222H257ZM261 223L263 224V222H261ZM261 223H260V224H261ZM2 224H3V223H2ZM206 224H207V223H205V225H206ZM209 224H210V223H209ZM217 224H218V222H217ZM94 225H95V224H94ZM94 225H93V228H95ZM132 225H133V224H132ZM132 225L130 224V226H132ZM214 225H216V224H214ZM244 225H245V224H244ZM133 226H135V225H133ZM223 226H225V225H223ZM227 226H228V225H227ZM258 226H259V228H260L261 225H258ZM263 226H264V225H263ZM89 227H91V225H90ZM127 227H128V225H127ZM127 227H126V228H127ZM243 227H244V226H243ZM248 227H249V228H248ZM255 227H256V225H254V222H252L251 224H249V226L246 224V228H240V229H243L242 232H241L240 229H239V231H240L241 233L238 232L239 235L236 236L237 238H236V240H235L234 242H233V240H234L233 237L230 238V239H232V241L229 240L230 243H227L228 239H227V241L224 240V242H225L224 246H226L225 249H226V253H227V255H228L227 257H229V262L232 261V264H243V262L248 263V260H247L248 258L245 257V258H246L245 261H242V260H244V255H246L245 253H248V252H250V251L252 250V246H253V248L256 247L254 244L257 242L256 239L259 238V237L257 238V235L260 234V231L258 232L259 234L257 233V235L254 237L255 239L253 238L254 242H253V244H250V245H252V246L249 247V246L247 245L248 247L246 248V244H247L246 242H247V239H250V238H249V234H248L247 232H249V233H250V236H251V230H252V231L255 230V229H256ZM97 228H98V227H97ZM137 228H138V227L136 226L135 229H134V233H135V234L133 233L134 235H137V234H136ZM146 228H147V227H146ZM148 228H149V227H148ZM148 228H147V229H148ZM214 228H215V227H214ZM218 228H220V227H218ZM253 228H254V229H253ZM132 229H133V227H132ZM221 229H222V228H221ZM221 229H220V231L223 230V229H222V230H221ZM225 229H226V228H225ZM257 229H258V228H257ZM94 230H95V229H94ZM128 230H129V228H128ZM130 231H131V229H130ZM140 231H141V230H140ZM220 231H219V233H221ZM263 231H264V230H263ZM90 232H91V231H90ZM126 232H127V229H126ZM212 232H213V231H212ZM214 232H215V234H216V232H218V229H217L216 231L214 230ZM255 232H256V231H255ZM255 232H254V233H255ZM85 233H87V232L85 231ZM92 233H93V235H96V233H97V229H96V233L92 230V232H91L89 235L91 236ZM137 233H140V234H141L142 232H138V231H137ZM126 234H127V233H126ZM126 234H125V235H126ZM146 234H147V233H146ZM236 234H237V233H236ZM129 235L131 236V234H129ZM217 235H218V234H217ZM217 235H215V236H217ZM127 236H128V235H127ZM140 236H141V235H140ZM215 236H214V237H215ZM231 236H232V235H231ZM234 236H235V235H234ZM260 236H261V235H260ZM262 236H263L262 239H264V232L262 233ZM262 236H261V237H262ZM125 237H126V236H125ZM123 238H124V237H123ZM138 238H139V237H138ZM124 239H125V238H124ZM90 240L92 241V239H90ZM93 240H94V239H93ZM125 240H128V241H129L130 239H129L128 237H126ZM137 240H138V239H137ZM137 240H136V241H137ZM120 241H122V240H120ZM120 241H119V242H120ZM134 241H135V239H134V240H131V241L129 242L130 244L127 243V245L124 246V249L129 248V247H130V248L132 247V249H134V247H133L134 245L131 246L132 244H134V243H133ZM248 242H249V241H248ZM89 243L91 244L90 241H89ZM92 243H93V241H92ZM131 243H132V244H131ZM147 243H148V242H147ZM166 243H167V241H166ZM167 245H168V244H167ZM172 245H173V244H172ZM122 246H123V245H122ZM222 246H223V244H222ZM162 247H163V246H162ZM164 247H166V246H164ZM164 247H163V248H164ZM258 247H259V245L257 246V250L259 249ZM114 248H116V245L114 246ZM119 248H120V247H119ZM130 248H129V249H130ZM159 248H160V247H159ZM167 248H168V247H167ZM244 248H245V249H244ZM161 249H162V248H161ZM249 249H250V250H249ZM120 250H121V248H120ZM122 250H123V249H122ZM122 250H121V252H122V254H123V251H122ZM167 250H168V249H166V252L164 251V252H165V255L168 254ZM185 250H186V249H185ZM117 251H119V250H117ZM131 251H132V250H131ZM158 251H159V250H158ZM222 251L225 252V251H224V248L222 249ZM247 251H248V252H247ZM253 251H254V250H253ZM110 252H111V251H110ZM112 252H113V249H112ZM114 252H115V251H114ZM124 252H125V250H124ZM128 252H129V251H128ZM161 252H163V249L161 250ZM184 252H185V251H184ZM251 252H252V251H251ZM254 252H255V251H254ZM107 253H108V252H107ZM130 253H131V252H130ZM156 253H157V252H156ZM166 253H167V254H166ZM182 253H183V251H182ZM219 253H220V252H219ZM219 253H218V255H219ZM110 254H111V253H110ZM116 254H118V253H116ZM120 254H121V253H120ZM124 254H125V253H124ZM128 254H129V253H128ZM128 254H127V249H126V254H125L126 257H127ZM162 254H163V253H162ZM177 254H178V253H177ZM185 254H186V253H185ZM125 255H124V256L122 255V257L124 258ZM129 255H130V254H129ZM168 255H169V254H168ZM168 255H167V256H168ZM179 255H181V254H179ZM218 255H217V259H218ZM247 255H249V254H247ZM108 256H109V254H108ZM155 256H156V255H155ZM158 256H159V255H158ZM167 256H166V257H167ZM182 256H183V258H184V253H183ZM182 256H181V257H182ZM253 256H254V260H253V259H252L253 261L251 260V264H255V261L257 260L256 255L254 254ZM128 257H129V256H128ZM156 257H157V256H156ZM160 257H161V256H160ZM163 257H165V256H163ZM163 257H162V258H163ZM154 258H155V257H153L152 261L154 260V261H155L154 264H156L157 260L154 259ZM157 258H158V257H157ZM174 258H175V257H174ZM179 258H180V257H179ZM223 258H224V257H222V259H223ZM177 259H178V258H177ZM180 259H181V258H180ZM180 259H178V261H180ZM125 260H126V258H125ZM168 260H169V259H168ZM168 260H167V261H168ZM224 260H225V258H224ZM167 261H166V264H167ZM174 261H175V260H174ZM219 261H221V259H219ZM161 262H163V261H161ZM164 262H165V261H164ZM176 262H177V260H176ZM176 262H175V264H176ZM214 262L217 263V264L219 263L218 261H214ZM214 262H213V264H214ZM222 262H223V260H222ZM222 262H221V263H222ZM229 262H227V264H228ZM180 263H181V262H180ZM180 263H178V264H180ZM223 263H225V262H223ZM223 263H222V264H223ZM117 264H123V263L120 262V263H117ZM172 264H173V263H172Z\"/></svg>",
  "mask_w": 264,
  "mask_h": 264
}]
</instances>
